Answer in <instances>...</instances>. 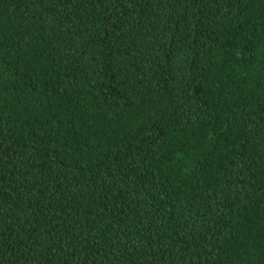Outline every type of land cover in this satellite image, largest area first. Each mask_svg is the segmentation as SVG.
<instances>
[{
    "label": "trees",
    "instance_id": "16d2710c",
    "mask_svg": "<svg viewBox=\"0 0 264 264\" xmlns=\"http://www.w3.org/2000/svg\"><path fill=\"white\" fill-rule=\"evenodd\" d=\"M0 264H264V0H0Z\"/></svg>",
    "mask_w": 264,
    "mask_h": 264
}]
</instances>
